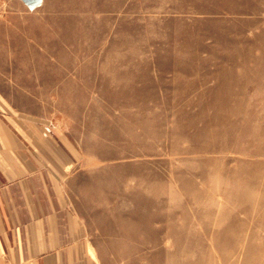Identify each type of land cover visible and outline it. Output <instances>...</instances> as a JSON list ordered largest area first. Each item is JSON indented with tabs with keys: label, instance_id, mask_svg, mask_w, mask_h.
<instances>
[{
	"label": "rangeland",
	"instance_id": "obj_1",
	"mask_svg": "<svg viewBox=\"0 0 264 264\" xmlns=\"http://www.w3.org/2000/svg\"><path fill=\"white\" fill-rule=\"evenodd\" d=\"M0 95L102 264H264V0H0Z\"/></svg>",
	"mask_w": 264,
	"mask_h": 264
},
{
	"label": "crops",
	"instance_id": "obj_2",
	"mask_svg": "<svg viewBox=\"0 0 264 264\" xmlns=\"http://www.w3.org/2000/svg\"><path fill=\"white\" fill-rule=\"evenodd\" d=\"M35 9L40 0H20ZM52 128L0 95V264H102L62 181L72 159Z\"/></svg>",
	"mask_w": 264,
	"mask_h": 264
}]
</instances>
